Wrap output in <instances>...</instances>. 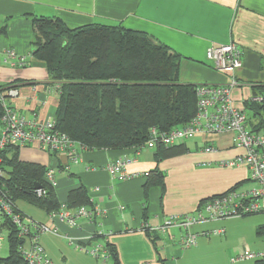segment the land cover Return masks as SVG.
I'll return each instance as SVG.
<instances>
[{"label":"crops","instance_id":"obj_1","mask_svg":"<svg viewBox=\"0 0 264 264\" xmlns=\"http://www.w3.org/2000/svg\"><path fill=\"white\" fill-rule=\"evenodd\" d=\"M41 20H59L71 30L104 24L142 32L179 56L180 82L197 87L230 81L231 75L212 69L206 52L210 46L233 42L243 58L235 74L239 85L231 92L234 104L245 110L251 100L261 103L255 97L263 101L264 0H0V84L18 89V97L9 102L29 120L53 121L59 103L45 64L33 57L36 23ZM7 51L17 58L10 59ZM245 112L248 127L264 132V112ZM180 144L187 146V152L165 159L158 157L157 149L87 151L77 144L75 161L68 154L51 156L37 143L19 148L21 161L53 171L59 206L49 212L19 201L17 207L26 223L51 227L53 232L42 235L40 245L54 264H98L83 251L97 245L114 249L112 264H226L221 248L226 231L220 225L228 219L198 223L188 231L164 230L162 225L172 216L194 213L213 196L249 185L246 168L222 166L244 150L230 133L176 143ZM209 146L215 151L207 152ZM120 161L129 176L125 181L109 169ZM153 171L164 174L160 184H148L146 175ZM81 188L89 197L85 207L100 214L92 220L77 216L76 226L52 219L67 205L69 194ZM78 208L70 210L75 214ZM2 228L8 241L9 231ZM219 230L224 234H213ZM187 234L196 236L195 246H182ZM27 243L26 239L24 246ZM245 250L260 252L264 247L246 246L234 258ZM232 259V264L256 261Z\"/></svg>","mask_w":264,"mask_h":264},{"label":"trees","instance_id":"obj_2","mask_svg":"<svg viewBox=\"0 0 264 264\" xmlns=\"http://www.w3.org/2000/svg\"><path fill=\"white\" fill-rule=\"evenodd\" d=\"M36 24L33 57L45 64L49 81L59 93L56 129L84 150L139 152L147 149L153 128L168 132L196 115L197 86L180 82L181 58L146 34L104 24L74 30L59 20ZM262 97L261 103L248 102L245 110L264 112ZM18 149L9 146L0 151L5 192L16 207L19 201H25L53 212L59 205L53 186L46 181V167L21 161ZM155 149L160 159L188 150L185 144ZM146 176L151 185L160 184L164 174L153 171ZM36 184H41L45 195H36ZM88 204L84 188L69 194V208ZM3 227L9 231V256L4 261L26 264L19 251L26 239L19 237V229L10 218L5 219ZM261 229L259 236L263 235ZM109 250L115 258L114 249Z\"/></svg>","mask_w":264,"mask_h":264},{"label":"built area","instance_id":"obj_3","mask_svg":"<svg viewBox=\"0 0 264 264\" xmlns=\"http://www.w3.org/2000/svg\"><path fill=\"white\" fill-rule=\"evenodd\" d=\"M7 54L10 59L17 58L13 51H7ZM206 57L214 71L231 75L230 81L223 85L197 87V112L193 119L182 127L168 132L161 133L153 128L150 131L146 148L169 147L178 142L198 137L207 138L211 135L233 134L236 145L242 148L244 153L233 160L223 162L222 166L246 168L249 172V182L254 186H236L223 194L209 198L192 214L172 216L162 225L164 230L177 227L188 231L191 226L198 223L264 214V132L248 128V116L245 110L237 107L231 97L232 90L239 85L235 74L243 66L242 51L235 43L231 42L210 46ZM18 95L19 91L16 88L0 87V102L4 109L1 118L0 151L9 146L22 148L37 143L40 149L49 155L68 154L71 159L76 161L75 146L77 143L56 129L55 119L43 122L35 119L29 120L14 110L9 99L18 97ZM254 101H262V99L256 98ZM206 151L213 152L215 150L209 146ZM124 168L125 162L123 161L109 167L112 175L121 181L129 178L124 172ZM4 177L5 173L0 167V250L7 239L6 232L2 227L5 219L10 218L19 229V237L28 240V247L21 246L19 250L26 264H54L40 245L41 236L53 232L51 227L35 221L25 222L21 212L5 192ZM46 181L52 186L56 185L51 169L46 172ZM35 192L39 197L46 194V191L42 189H36ZM97 214H100V211L93 212L85 206L79 207L73 214L70 208L63 204L61 211L51 217L76 226L77 216H85L92 220ZM224 232V230H219L213 234H224ZM195 245L196 236L187 234L182 246L190 248ZM83 251L92 255L100 264H109L112 259V253L105 246L83 248ZM243 260L264 262V250L260 252L245 250L240 257L232 259V262Z\"/></svg>","mask_w":264,"mask_h":264},{"label":"rangeland","instance_id":"obj_4","mask_svg":"<svg viewBox=\"0 0 264 264\" xmlns=\"http://www.w3.org/2000/svg\"><path fill=\"white\" fill-rule=\"evenodd\" d=\"M0 107V110H3L4 113L2 104H0ZM0 128L2 129L1 120ZM252 186H254V184L250 183L246 187ZM261 227V233H263V236L258 237V230H260ZM220 228H224L226 231L224 236H222L223 242L221 245L222 251H224L226 255L224 258L226 264H232L230 263V260L246 246H252L254 249L257 247H264V214L228 219L222 222ZM8 256L9 244L8 241H4L3 247L0 250V264H6L4 260ZM98 264H100V262H98ZM109 264H112V262L109 261ZM240 264H251V262H242Z\"/></svg>","mask_w":264,"mask_h":264},{"label":"water","instance_id":"obj_5","mask_svg":"<svg viewBox=\"0 0 264 264\" xmlns=\"http://www.w3.org/2000/svg\"><path fill=\"white\" fill-rule=\"evenodd\" d=\"M41 187H42L41 184H36L35 185V189H41Z\"/></svg>","mask_w":264,"mask_h":264}]
</instances>
